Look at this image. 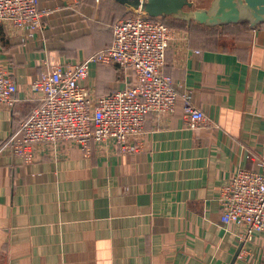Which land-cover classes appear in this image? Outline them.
Wrapping results in <instances>:
<instances>
[{"label": "crops", "instance_id": "obj_1", "mask_svg": "<svg viewBox=\"0 0 264 264\" xmlns=\"http://www.w3.org/2000/svg\"><path fill=\"white\" fill-rule=\"evenodd\" d=\"M38 1L49 14L32 37L0 24V65L18 84L0 108V264H231L240 246L234 264H264V236L241 241L218 202L237 171L261 170L264 25H192L168 49L165 74L214 126L188 129L180 97L171 116L147 118L137 155L65 144L23 165L10 146L39 105L31 83L110 47L125 14L112 0ZM89 80L98 95L136 84L106 65Z\"/></svg>", "mask_w": 264, "mask_h": 264}, {"label": "built area", "instance_id": "obj_2", "mask_svg": "<svg viewBox=\"0 0 264 264\" xmlns=\"http://www.w3.org/2000/svg\"><path fill=\"white\" fill-rule=\"evenodd\" d=\"M38 3L0 0V24L11 23L32 37L49 14ZM132 13L113 24L110 47L79 63L52 67L31 83L29 90L39 105L10 146L23 165L37 163L39 151L47 147L56 159L58 147L65 144L78 146L85 157L93 154L95 146L137 155L145 149L147 118L171 116L180 97L188 129L214 126L188 94L179 95L173 78L165 74L168 49L179 30L141 11ZM100 65L132 71L136 84L127 82L123 89L98 95L89 79ZM17 93V81L0 65V108L14 107ZM259 166L260 171H237L218 195L222 225L241 229L243 242L256 234L264 236V157Z\"/></svg>", "mask_w": 264, "mask_h": 264}, {"label": "water", "instance_id": "obj_3", "mask_svg": "<svg viewBox=\"0 0 264 264\" xmlns=\"http://www.w3.org/2000/svg\"><path fill=\"white\" fill-rule=\"evenodd\" d=\"M133 11H141L150 18H172L189 25L215 28L247 25L257 29L264 25V0H211L206 8H196L189 0H112ZM242 250L239 247L231 264Z\"/></svg>", "mask_w": 264, "mask_h": 264}, {"label": "rangeland", "instance_id": "obj_4", "mask_svg": "<svg viewBox=\"0 0 264 264\" xmlns=\"http://www.w3.org/2000/svg\"><path fill=\"white\" fill-rule=\"evenodd\" d=\"M210 5V2L209 0L208 1H196V3L194 4V6L196 8H206ZM128 11V10H126ZM133 10H131V12H127L125 13L120 19H123V18H126L128 16H131L133 13H132ZM119 20V19H118ZM167 25L172 28V29H175V30H181V27H183V25L179 22H176V21H173V20H168L167 22Z\"/></svg>", "mask_w": 264, "mask_h": 264}, {"label": "trees", "instance_id": "obj_5", "mask_svg": "<svg viewBox=\"0 0 264 264\" xmlns=\"http://www.w3.org/2000/svg\"><path fill=\"white\" fill-rule=\"evenodd\" d=\"M118 4V3H117ZM120 5V4H119ZM122 8H124V10H125V13H127L128 11L129 12H131V10L130 9H128V8H126L125 6H122V5H120ZM126 10H128V11H126ZM159 19H161L166 25H167V21L168 20H173V21H176V22H179V23H181L182 25H183V27H181V29L182 28H185V27H191L192 25H197V24H195V23H192V24H188V23H186V22H183V21H179V20H175V19H172V18H159ZM238 26V25H237ZM242 26H247V25H242ZM224 27H226V26H224Z\"/></svg>", "mask_w": 264, "mask_h": 264}]
</instances>
